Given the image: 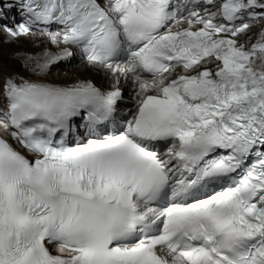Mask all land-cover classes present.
I'll return each instance as SVG.
<instances>
[{
	"label": "snow or ice",
	"instance_id": "snow-or-ice-1",
	"mask_svg": "<svg viewBox=\"0 0 264 264\" xmlns=\"http://www.w3.org/2000/svg\"><path fill=\"white\" fill-rule=\"evenodd\" d=\"M0 264H264V0H0Z\"/></svg>",
	"mask_w": 264,
	"mask_h": 264
},
{
	"label": "bare ground",
	"instance_id": "bare-ground-1",
	"mask_svg": "<svg viewBox=\"0 0 264 264\" xmlns=\"http://www.w3.org/2000/svg\"><path fill=\"white\" fill-rule=\"evenodd\" d=\"M12 47H15V45H13ZM78 67H79V64H77L76 66H73V67H69V68L68 67L62 68L61 70L55 71L54 73L50 74V79H52L53 81H56V82H65L64 78H63V74L65 72H75ZM17 70L22 71V69H19V68H17ZM82 74L87 75V73H82Z\"/></svg>",
	"mask_w": 264,
	"mask_h": 264
},
{
	"label": "rangeland",
	"instance_id": "rangeland-1",
	"mask_svg": "<svg viewBox=\"0 0 264 264\" xmlns=\"http://www.w3.org/2000/svg\"><path fill=\"white\" fill-rule=\"evenodd\" d=\"M77 64H79V61L77 60V61H75V62H73V64H71V65H60V66H58V67H56V68H54V69H52V72H51V74L52 73H54L55 71H59V70H61L62 68H69V67H73V66H76Z\"/></svg>",
	"mask_w": 264,
	"mask_h": 264
}]
</instances>
